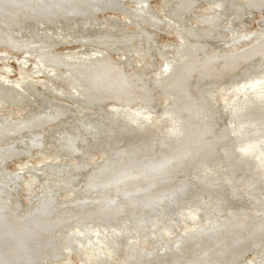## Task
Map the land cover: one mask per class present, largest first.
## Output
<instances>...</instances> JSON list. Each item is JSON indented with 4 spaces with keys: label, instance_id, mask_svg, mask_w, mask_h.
Segmentation results:
<instances>
[{
    "label": "bare ground",
    "instance_id": "6f19581e",
    "mask_svg": "<svg viewBox=\"0 0 264 264\" xmlns=\"http://www.w3.org/2000/svg\"><path fill=\"white\" fill-rule=\"evenodd\" d=\"M197 1L198 0L164 1V15L166 18H169V20H172L175 23L176 34L178 35L179 42L178 44L175 43L176 45L173 47H163V50L166 51L167 54H165V56L162 54L160 55L164 60L163 64L159 69H155L156 72L154 74V78L151 79L152 83H154L155 80L154 86H158L160 88L163 87L166 89L163 91V94L166 96L165 99L167 103L165 105V112L161 114L158 112L160 115L158 116L156 114V116L152 115V110L150 109L139 107L130 109L128 107L130 100L132 99H136L140 103H147V100L144 99H148L150 103L149 97L152 91L149 89L147 83H144L141 80V76L131 72H125L122 68V66L125 64H119V61H115L109 55L114 51L118 52L121 47L128 46L140 38L145 37L148 39V43L152 42V33L150 32V29H158L162 20L156 14L153 8H151L150 0H128L127 2L124 0H0V46L6 45L12 50L23 52L24 55H21V58H17L16 60L22 71H27L29 68L27 69L26 67L29 65L31 66L29 69V74L27 73L25 75L21 71L19 72V79L17 80L10 79L5 75V73L9 71L7 66L0 68V70L5 71L0 72V104L4 105V103L11 101L24 100V98L28 99V97H30L28 96L29 94L36 95V92L38 93L37 82L34 80H29V78L37 75H43L47 77L49 79L47 83L38 81L39 84L45 85V87L48 88L45 89L47 92L58 96V100L54 103H51V105H48L49 101L45 103V106L48 105V108H45V110L34 113L29 112V108V110L26 111L27 113L25 112L26 114L19 116L18 119H14L11 116L10 118L3 116L2 112L6 111L7 108L0 105V264H44V262H48V260H57L58 258L62 257V255H64V248L59 240V237L54 234L56 230L65 229L70 223L74 221H80V224L91 223L93 226H108L115 224L119 217L137 216L143 213L142 211L150 209L155 212H160L164 208V214H167L171 212V209H167L169 207L171 208L176 202H178L179 196L177 194L182 191H186L192 186V180H185L184 177L186 173L185 162L179 161L174 163V159H171V161H166L163 157H158L160 152L156 154V149L159 144L160 146L161 144L167 145V140L169 138H173L174 140V133H177L176 128H178L180 125L182 126V122L180 121L181 118H177L174 115L176 113L169 112V106H174L180 102V99H183L182 101H184L185 104L190 105L191 108L194 109V111L191 110L193 113L200 109L199 101L202 99L193 94L192 90L186 89V92L183 91L185 90L183 87L187 88L190 81V76L193 72L200 75L206 72V75H211L210 79H222V77L226 78L227 76H230L228 74V69H217V66H219V61L221 62L226 60L230 57V55L225 53L215 55L208 53L206 54V51L201 49L203 47L201 44V40H203V38L204 40L205 38L212 39L215 35H217V33H219L216 29L218 26L217 22L220 19L217 13L223 8L219 9L214 7V12L212 14L205 16L201 15L197 17V25L194 27L188 26L189 28L184 27V21L182 17L186 13L190 12V7H193ZM252 2H254V0H244L245 4ZM230 5H232L231 2ZM231 8L233 9L232 6ZM108 11L119 12L123 16L122 20L124 24L126 23L129 25H134L135 29L130 31L120 30L118 33L117 31L112 32V27L114 28V26H112L109 32H88L87 29L89 27H87V25L93 16L100 12ZM26 24H31L32 29H29ZM71 24H76L77 26L71 27ZM100 26L98 25V27ZM200 26L204 27V29H200ZM184 34H188L190 38L185 39L183 37ZM73 41L78 43L81 46V49H83L85 46H88L87 50L80 51L78 49L80 52L78 50H74L73 55H70V52H53V47L56 45L69 44ZM148 43L146 44L148 45ZM105 44H107V46H105ZM138 47L140 48V46ZM149 52L150 49H147L148 55ZM121 54L124 56L123 53ZM254 54L264 55V44L255 46L252 51H247L246 54L243 55L246 60V57L250 55L254 56ZM7 57L8 55L5 52L0 51V61ZM30 59L32 60L30 61ZM125 60L129 62V59L127 60V58H125ZM120 62L122 63V61ZM130 63L131 62H129V64ZM60 64H65L66 71L60 72L57 69L58 67L56 68V66H59ZM127 64L128 63H126V65ZM143 66L153 67V64L143 62ZM179 73L180 75H178ZM242 74V78H246L248 76L247 71L243 72ZM51 76L59 79L60 82L58 84L53 83L54 81L52 80V82L50 80L52 79ZM146 77L147 76H145V78ZM254 77L256 78H253L254 80L252 79L253 81H251L249 85H247V83L246 85L238 86L236 88L234 87L235 89L233 88L230 91L223 90V93L221 94L223 105H220V109L227 115V120L232 126L233 136L238 137L239 139L250 138L249 142H247V139H245V142L247 143L243 146L241 145L242 147H240L237 151L240 156L244 154L248 155L246 157L252 162V168L254 171L253 174L255 175L257 173H261V178L264 181V139H261L264 134L254 136L251 132L253 130L264 129V127H259L262 122L254 123L253 120L255 119L249 118L256 113L261 115V117L257 116L258 119L261 120L264 118V75L258 77L257 74ZM142 82L143 84H141ZM238 85H240V83ZM170 91L173 93H170ZM221 91L222 90H220V92ZM183 92L185 95L184 98H181ZM214 94H217V92L212 93V96ZM80 97H84L86 101H89V103L86 105L97 108L96 112H93L98 114L101 119H104L103 117L109 114V118H107V120L105 119L107 124L111 122V117L116 119L117 117L121 118V115H123V119L130 116V119L138 122V124L143 125V122L145 121L146 124L147 122H150L152 125L146 131L145 128L144 130L142 129L141 125H138L137 128L135 127L138 132L142 130L145 131H142L143 134L140 136L141 138L145 136V138L141 139L140 141L133 139L134 134L132 133L134 131L131 132L130 129H126L128 126H125V130H119V132L113 136L114 138L112 137L114 139L112 143L103 142L99 146V149L104 153V155H102L103 160L97 163L95 170L93 169L96 174L93 172L88 173L82 181L83 185L85 187L87 186L86 190L89 188L91 192H95V195L88 194L89 189L87 190L88 193H85V196L81 194V196L77 198L75 197L71 200H59L56 195H50L57 188V185H60V187L61 185H67V188L69 185L76 182V180L72 177V174H65L67 172V167L69 166V163L65 160L63 162L57 160L48 162L43 161L41 163V167L43 168V171L47 172V175H50V178H48L46 183L40 188L42 191L39 190L40 192H34V200L26 206V209L23 210V212H20V203L17 199L12 197V192H16L18 188V181L21 179V173H23L20 171L22 170L28 173L33 171L29 168L27 170L21 168L19 171H8L5 168L6 160L11 157L16 158L24 154L29 156L31 149L41 147L43 135L40 132V128L43 126L45 127L54 120L64 118L66 119V115L72 113L68 109H72L73 107L72 105H69L70 103L68 101L81 105L84 101H81ZM108 101H113V103L107 109L101 108V105ZM177 107L179 106H176V108ZM86 112H89V109H87ZM167 113L172 114L167 115ZM82 114L85 113L82 112ZM197 114L199 115V112ZM92 116H94V114H87V117L81 116L76 118L75 122L72 124V127L62 128L61 126H58L57 128L51 129L49 131L48 135L51 139V143L57 147V150L54 149L57 151L56 156L60 154L67 155V152L69 153L72 149H74L73 147L76 145L77 138L83 140L79 137V135L83 134L85 136V132L88 129H91L92 126L97 125V123H91L88 121V118ZM192 116L190 119V125H188L191 127V133L188 135L187 139H189L190 135H193V131L196 134V138L194 137L195 142L191 143V140L186 141L187 139H184L183 142L186 141V143L182 147L180 146L178 149L179 151L174 152L171 155H175L179 152V157H181L183 154L187 155L185 154L187 151L192 152L193 154H202L206 153L207 151H211L209 149L214 145V143L209 140V136L215 137L219 135V132H217L218 129L210 130L208 128L209 125L206 124L207 121H197L196 118H193ZM122 118L121 120H123ZM139 119L143 122H140ZM195 120L197 123H193ZM208 121H210V119ZM119 123L120 122H117V125ZM98 124H100V122ZM256 125H258L257 129L254 128ZM146 126L147 125H145V127ZM178 130L180 129L178 128ZM178 134H175L176 139L180 138ZM91 136L94 137L95 135ZM227 139H230V137H226V140ZM176 146H178V144ZM124 150L133 151L134 153L141 152L142 156L138 155L136 157L138 159L135 161L131 163L125 162L126 164L122 165V162H120L122 156L120 154ZM222 152L224 153V151ZM222 152H220V155ZM162 153L164 154V152ZM228 155L230 156V154ZM220 157L218 158L217 163L223 162ZM236 159L238 158H236L234 154L233 157L232 155L230 158L228 157L226 160L228 163L227 166H229L231 163L233 164ZM234 164H237V162ZM241 164H239V166ZM137 167H141V169L138 171ZM158 171H161V173L158 174ZM6 173L9 174L6 175ZM241 176H238V178H241ZM250 176L251 178L248 183L251 186L256 180L253 178L252 174ZM220 178L218 180L219 182ZM32 179L33 181L36 180L33 176ZM170 182H172L173 186L169 185ZM26 183L29 186L31 182L27 181ZM167 185H169V187L172 189L167 188ZM261 185H263V188H257L254 191L255 193L253 192L257 199L260 198V195H263L264 193V183ZM242 187L244 188L245 186ZM226 191H228V189ZM226 191L224 192V195ZM5 193L9 194L8 197H11L9 200L6 199L7 197ZM57 195L59 196V194ZM228 196H224L225 198H223V196L216 198L221 201V204L222 202H225V204L230 202L231 207L238 206L237 209H235L236 207L234 208L238 214L235 212V214L231 216L230 221L234 228L239 230L240 225L244 224L245 226H250L252 222L256 220H264V218H262L258 213H255V215L251 213L255 209L258 210L257 207L252 205L249 206L248 204V206L245 204L243 207H240L238 205L239 203H237L234 199H229L230 196ZM2 198L6 199L5 203L2 202ZM216 198H214L215 201ZM258 202H260V199ZM240 204L244 203L241 202ZM211 205L213 204L209 203L206 205L202 204L196 206V204L193 202L189 203L188 208L190 209L187 210L186 214L190 219H192L193 223L191 225L188 222L186 223V227L178 233L179 239L184 237L186 238V241H193V237L197 238V233H199V231L195 228L200 225V214L202 215V213H206V211L210 209ZM186 214L184 212L183 216ZM199 227L200 230L205 227L208 229L206 224L205 226ZM244 228L245 227H243V230ZM238 230L236 231L238 232ZM87 234L85 233L82 235L83 237H88ZM260 236H262V234H260ZM159 237L161 236L159 235ZM145 239L150 241V243L147 245L153 251L159 247L157 241L158 239H155L154 237H145ZM209 241L211 242V240ZM102 242L104 245V240ZM90 245L91 246L85 250L87 257L86 260L79 255L78 264H129L130 257H128L129 252L127 249H125L127 250L126 256L115 259L112 255V252H103L100 250V245L102 244ZM258 245L259 244H256V246L253 247L254 249H252L253 251L256 250L255 258L246 264H264V250H258ZM164 246H166L165 243ZM203 246H206V244ZM116 247L120 246L118 245ZM171 247L174 248L173 245ZM240 249L245 251L246 246H242ZM159 250H161L160 247ZM163 251H165V248ZM168 251H170V249H168ZM217 254L215 253L216 256ZM173 255L175 256V254ZM188 255H190L191 258V254ZM239 258H230L229 262L237 264ZM165 262L167 261L165 260ZM138 263H140V261Z\"/></svg>",
    "mask_w": 264,
    "mask_h": 264
},
{
    "label": "rangeland",
    "instance_id": "374dc122",
    "mask_svg": "<svg viewBox=\"0 0 264 264\" xmlns=\"http://www.w3.org/2000/svg\"><path fill=\"white\" fill-rule=\"evenodd\" d=\"M124 1L127 2L128 0H124ZM164 1L165 0H150L151 8H153V10L156 12V14L161 18V20L163 22V23L161 22V25L159 26L158 29H154V28L150 29V32L152 33V42L148 43L147 42L148 39L145 37L140 38L139 40L131 43L128 46L121 47L120 48L121 52L119 49L118 52L114 51V52L109 54L112 59H114L117 62L119 61V64H121V65H123V63L125 64L122 66V68L125 72H127V73L131 72V73H134L136 75L138 74L139 76H141V80L144 83H147V85L149 86V89L152 91V93L149 97L150 103H149L148 99H144V100H147V103L146 102L140 103L138 100L132 99V100H130L128 107L130 109H134L136 107L144 108V109H150V110H152V112H151L152 115L157 114L158 116L161 113H164L165 109H166L165 108V105L167 104L166 99H165L166 96H165V94H163V91H165L166 89H164L163 87L160 88L158 86H154L155 80H154V83H152L151 79L154 78V74L156 72L155 69H159L160 66L163 64L164 60L160 55L162 54L165 56V54H167V52L163 50V47H167V46L173 47L176 44H178V42H179L178 35L176 34L175 23L172 20H169V18H166L164 15V8H165L164 7L165 6ZM229 1L231 2L232 5H230ZM129 4H130V2H129ZM231 6L233 7V9L231 8ZM214 7H217L219 9L223 8L218 13L215 12L219 15V18H220L217 22L218 26L216 27V29L218 30L219 33H217V35H215V36L213 35L214 38H212V39L211 38L210 39L205 38V40H204V38H203V40H201V44L203 46L201 49H204L206 51V54L208 53V54L215 55V54L225 53V54L230 55V57L227 58L226 60L221 61V62L219 61V66H217V69H222V68L228 69L229 70L228 74L230 76H227L226 78L222 77V79L221 78L210 79L211 75H209V76H208V74L206 75L205 74L206 72L202 73L201 75L193 72L192 75L190 76V81H189L187 88L183 87V89H185L183 91L186 92V89L192 90L193 94L197 95L198 98L202 99L201 101H199L200 109L195 111V113H193L192 111H194V109L191 108L190 105L185 104L184 101H182L183 99H180V102L178 103L179 105L175 104L174 106H169L168 107V108H170L169 112L176 113L174 115L179 119L181 118L180 121L182 122V126L180 125L178 127L180 130H178V128H176L177 133H174V138H175L174 140H173V138H169L167 140V145L161 144V146H160V144H159L157 149H156V154H158V152H160L158 157H163L166 161H171V159H174L173 160L174 163L179 162V161L185 162L186 173H185L184 177H185V180H192L191 181L192 186L188 188L189 190L187 189L186 191H182L179 194H177L179 196L178 202H176L171 208L169 207L167 209V210L171 209V212L167 213V214H164V208L160 212H155L152 209H150V210L142 211L143 213H141L140 215H137V216L119 217L117 219V222H115V224L108 225V226H105V225L93 226L91 223L80 224V221H74V222L70 223L69 226L66 227L65 229L56 230L54 232V234L59 237V240H60L61 244L63 245V248H64L63 254L64 255H62V257H60L54 261H51V260H48V262L45 261L44 264H65V263L66 264H71V263L72 264H78L79 255L86 260L87 257L85 254V250H86V248H89L91 246L90 244H96V245L102 244V245H100L101 248L99 247L100 250H102L103 252H112L113 253L112 255L114 256L115 259L126 256V251L128 250V252H129L128 257H130L129 264H145V263L146 264H163V263L164 264H198V263L199 264H236V263L229 262V259L233 258V257H238V258L241 257L237 261L238 262L237 264H246L255 258L256 250L253 251L252 249H254L253 247H255L256 244H259L258 248H257L258 250H260V249L264 250V223H263L264 220L263 219L256 220V221L252 222V224L250 226H245L244 224L240 225L241 229L239 228V230H238V229L234 228L232 223L230 222L231 216L234 215L235 212H236V214H238L237 211L235 210V209H237L238 206H235L236 208L234 206L231 207L230 202L226 203V204H225V202L224 203L222 202V204H221V201H219V199L216 198L219 196H223V198H225L224 196L229 195L230 196V197L228 196L229 199H231V200L234 199L237 203H239L238 205L240 207H243L245 204L246 205L248 204L249 206L252 205V206L257 207L258 210L255 209L251 213L254 215H255V213H258L262 218H264V207H263L264 204H262V203H264V193H263V195L261 194L260 198H258V199H257V197H255V194H254L255 193L254 191L257 188H259V189L263 188V185H261V184H263L264 181L261 178V173H257L254 175L253 174L254 171L252 168L253 167L252 162L250 161L249 158H248L249 159L248 160L246 157L248 155L244 154V155L240 156L238 154V151H237V150H239L240 147H242L244 144L249 142L250 138H248V139L245 138V139H247V142H245L244 138L239 139L238 137L233 136L232 126L230 125L229 121L227 120V115L223 111H221V109H220V105H223L222 100H221V98H222L221 94L223 93V90L230 91L234 87L236 88L238 86L246 85L247 83H248L247 85H249L251 83V81L254 80L253 78H256L254 76H256L257 74H258V77H261L262 75H264V72H263V70H264V55L254 54V56L250 55V56L246 57V60L244 58V55L246 54L247 51H250V50L252 51V49L255 46L264 44V0H254V2L249 3V4H247V3L245 4L244 0H198L197 3H195V5L193 7H190V12L183 15L182 19L184 21L183 22L184 27L185 28L194 27L195 25H197V23H196L197 17H199L201 15L205 16L208 14H212L214 12L213 11ZM122 18H123V16L119 12H115V11L100 12V13L93 16V18L89 22L90 24L88 23V25H87V27H89L87 30H88V32H92V33L93 32H100V31H104V32L108 31L109 32L111 27L114 26V28L112 27V32L117 31L119 33L120 30H129L130 31V30L135 29L134 25H129L126 23L124 24ZM167 20H169V21H167ZM93 21H94V23H93ZM100 24H101V26H100ZM98 25L100 27H98ZM102 25H103V27H102ZM116 25H117V27H116ZM27 26L29 27V29H32L31 24H29ZM73 26L75 27L77 25L71 24V27H73ZM55 27H58V26H55ZM199 28L204 29V27H202V26H200ZM55 29H57V28H55ZM116 29H119V30H116ZM93 30H95V31H93ZM184 35H183V37L185 39L190 38L188 34L187 35L184 34ZM206 37H208V36H206ZM146 43H148V45ZM153 45H154V47H153ZM105 46H107V44H105ZM138 46H140V48ZM155 47H156V49H155ZM53 48H54V51H53L54 53H56V52H58V53L70 52V55H73L74 50L79 49L80 51H85V50H87L88 46H85L83 49H81V46L78 43H75L73 41L69 44H59L58 46L56 45ZM147 49H150L149 55L147 54ZM158 50H160L161 52ZM0 51H3L8 55V57H7L8 59L5 58L4 60L0 61V68H2L3 66H7L9 71L7 73H5V75L8 78L13 79V80L19 79V77H18L19 72H21L22 69H20V66L18 65L16 60H17V58L20 59L21 55H24L23 52L22 51L18 52L16 50H12L11 48H9L6 45H1ZM121 53H123L124 56ZM125 58H127V60L129 59V62H131V63L129 64V62L126 61ZM31 60L32 59H30V61ZM120 61H122V63ZM143 62L153 64V67H145V66H143ZM126 63H128L129 65L128 64L126 65ZM30 67L31 66L29 65L26 68L30 69ZM56 68L60 72L66 71L65 64H60L59 66H56ZM29 69L27 71L26 70L22 71V73L25 75L27 73L29 74V72H30ZM1 71L5 72L3 70H0V72ZM246 71H247L248 76L246 78L245 77L242 78V76H243L242 73L246 72ZM179 72H181V71H179ZM178 75H180V73ZM145 76H147V77L145 78ZM51 78L52 79H50V80L51 81L53 80L54 81V82L52 81L53 83L58 84L60 82L59 79H56L52 76H51ZM29 80H34L37 82V90H38V93L39 92L40 93L38 94L36 92V95L29 94L28 96H30V97H28V99L24 98V100L11 101L8 103H4V105L0 104L1 106H5L7 108L6 111L2 112L3 116H5L6 118H10V116H11L14 119H18L19 116L26 114L27 113L26 111H28L29 108H30L29 112L37 113L38 111L45 110V108H48L49 104L51 105V103H54L55 101L58 100V96L47 92L45 89H48V88L45 87V85H43V84L42 85L39 84V82H38V81H42V83H47V81L49 80L47 77H45L43 75H37V76H32L31 78H29ZM143 82L141 84H143ZM239 83H240V85H238ZM220 90H222V91L220 92ZM214 92H217V94H214L212 96V93H214ZM167 93L170 94L173 92L170 91V93L169 92H167ZM44 95H45V97H44ZM184 95L185 94L183 92V95L181 96V98H184ZM46 98H47V100H46ZM40 99H42V100H40ZM48 101L49 102L51 101V102L49 103ZM81 101H84L83 104H81V105L74 103V102H71V101H68L70 103V104L69 103L68 104L72 105L73 107L71 106L72 109H68L69 107L67 108L72 113L66 115V119L64 118V119L54 120L53 122H50L49 124H47L45 127L43 126L42 128H40V132L43 135L42 144H41V147H39V148L31 149V151H30L31 155L29 154V156H28V155L24 154V155H20L16 158L11 157V158L6 160L5 168L8 171H19L21 168H24L27 170L29 168L34 172V173L33 172L28 173V172L21 170L20 172H23V173H21V179L18 181V188H17L16 192H12V197L17 199L18 202L20 203V210H19L20 212H23V210L26 209V206L34 200V198H35L34 192L35 191L40 192L39 190H41L40 188L42 187V185H44L46 183V180L48 178H50V175L49 174L47 175V172L43 171V168L41 167V163L43 161L48 162V161H56L57 160V161L63 162L65 160L66 162L69 163V166L67 167V172L65 174H69V173L72 174V177L76 180V182H74L68 186L69 188L68 187L66 188L67 185L66 186L61 185V187H60V185H57V188L50 195H56L59 200H71L75 197L77 198V197L81 196V194L85 196V193H88V191H89L88 194L95 195V192H93V191L91 192V190L89 188H88L89 190L87 189L88 191L86 190L87 186L85 187L83 185L82 181L84 180V177L86 176V174L92 173V172L94 174H96L94 170L97 166V163L101 162V160H103L102 155H104V153H103V151H101L99 149V146L103 142H111L112 143L114 141L113 136H115L119 132V130L120 131L122 129L125 130V128L127 126L128 127L126 129H130L131 132L134 131L132 133V134H134L133 139H137L138 141H140L141 139L145 138V136H143L142 138L140 136H142L143 132H145L147 129H149L150 126L152 125V123L147 122V124H146L145 121L143 122L140 119H139V121L143 122V125L138 124V122H135L132 119H130V116L123 119L124 118L123 115H121V118L123 117L122 118L123 120H121L120 117H117L116 118L118 120L117 121L115 118L111 117V119H110L111 122L109 124H107L105 119L107 120V118H109V116H108L109 114L107 116L105 115L103 117L104 119H101V117L98 114L94 113V112H96L97 108H95V107L93 108V107H90V105H86L89 103V101L88 100L86 101L84 97L81 98ZM47 102H48V105L45 106V103H47ZM112 103H113V101H108V102L102 104L101 108L107 109ZM93 104H95V103H93ZM176 106H179V107L176 108ZM87 109H89V112H86ZM91 110H92V112H91ZM82 112H84L85 114H82ZM198 112H199V115L197 114ZM172 113H167V115H169V114L171 115ZM87 114L88 115L94 114V116L88 118V121L91 123L92 122L97 123V125L96 126L94 125V126H92L91 129H88L85 132V136L83 134L79 135V137L83 140H80L78 138H77L78 140L76 139V145L73 147L74 149H72L69 153L67 152L68 156L62 155V154L56 156L57 151H55V150H57V147H55L53 145V143H51V139L48 135L49 131L51 129L57 128L58 126H61L62 128L63 127L64 128L72 127V124L75 122L76 118H79L81 116L87 117ZM95 114H96V116H95ZM191 116L193 118H196L197 121H201V122L207 121L206 124L209 125L208 128L210 130L218 129L217 132H219V135H217L215 137L209 136V140L214 143V145L212 147L210 146L211 148L209 150H211V151L210 152L207 151L206 153H202V154L201 153L193 154L192 152L187 151L185 153L187 155L183 154L184 156L182 155L181 157H179V155H180L179 152L175 155H171L172 153L179 151L178 149L180 148V146L182 147L186 143V141L191 140L192 141L191 143L195 142L194 137L196 138V134L193 131H192L193 135H190L189 139H187L188 135L191 133V127L188 126V125H190ZM257 116L261 117V115H258L256 113L249 118L255 119V120H253L254 123H257V122L261 123L262 122L259 125V127H264V118L260 120V119H258ZM187 119H188V121H187ZM209 119H210V121H208ZM196 120L193 121V123H197ZM99 122H100V124H98ZM117 122H120L118 124L119 126L117 125ZM121 122H122V124H121ZM144 123H145V125H147L146 127H145ZM102 125H103V127H102ZM138 125L139 126L141 125L143 130L145 128V131L142 130L143 132L142 131L138 132V130H136ZM235 125H236V123H235ZM141 127H139V128H141ZM257 127H258V125L254 126V128H256V129H257ZM103 128H104V130H103ZM183 128H184V130H183ZM89 130H91L92 132ZM93 132H95V133H93ZM251 132H252V135L258 136L259 134H264V129L253 130ZM178 133H181V134H178ZM90 134L93 136L95 135V136L92 137ZM175 134H178L180 136V138L176 139ZM226 137H230V139L226 140ZM249 137H250V135H249ZM184 139H187V140L185 142H183ZM261 139H264V136H262ZM179 143H182V144H179ZM177 144H178V146H176ZM222 144H223V146H222ZM159 148L161 149V151ZM221 150L224 151V153ZM236 151H237V153H236ZM162 152H164V154ZM220 152H222L221 155H220ZM136 153L137 152L134 153L133 151H127V150L122 151V153L120 154L122 156V159H120V162H122V165H125L127 162L131 163V162L135 161L136 159H138L136 157L138 155H141V152H139L137 154ZM208 154L211 156H209ZM228 154H230V156ZM233 154L238 159H236L233 162V164L231 163V164H229V166H227L228 163L226 160L228 159V157L230 158L231 155L233 157ZM236 154H238V155H236ZM225 156H226V158H225ZM243 156H245V157H243ZM123 157H124V159H123ZM131 157H133L134 159ZM182 157H185V158H182ZM219 157L223 162L217 163ZM129 158H130V160H129ZM212 159H214V160H212ZM236 162H237V164H234ZM239 164H241L240 166L242 168L239 166ZM120 165H121V163H120ZM225 165L229 168H227ZM35 168H36V171H35ZM38 169H39V171H38ZM140 169H141V167L138 168L137 170L139 171ZM228 170H229V172H228ZM4 171H6V170H4ZM203 171H204V173H203ZM36 172H38V173H36ZM159 173H161V171L160 172L158 171V174ZM201 173H203V174H201ZM8 174L9 173H6V175H8ZM199 174H201V175H199ZM251 174L256 181L254 182V184H252L250 186L248 182L251 178V176H250ZM231 175H232V177H231ZM245 175H247V176H245ZM32 176L36 180L33 181ZM238 176H241V178L240 177L238 178ZM219 178H220V182L218 181ZM172 180H174V179H172ZM233 180H234V182H233ZM27 181L31 182L29 186L26 183ZM202 182L205 184H203ZM221 182L223 185L221 184ZM201 183L203 186L201 185ZM212 184H215V185H212ZM169 185L173 186L172 182H170ZM169 185H167V188H171V187H169ZM237 185H239V186H237ZM215 186L217 189L215 188ZM242 186H245L246 188L245 187L243 188ZM43 187H45V186H43ZM206 187H207V189H206ZM239 187H241V188H239ZM32 188H33V190H32ZM219 189H220V192H219ZM227 189H228V191H226ZM190 190H192V191H190ZM225 191H226V193L224 195ZM57 192H59V193H57ZM74 193H75V195H74ZM57 194H59V196ZM236 194H237V196H236ZM251 194H253V195H251ZM5 195L7 197L6 198L7 200H9L11 198V197H8L9 194L5 193ZM194 195H195V197H194ZM214 198H216V201ZM2 199H3L2 202L5 203L6 199H4V198H2ZM220 199H222V198H220ZM259 199H260V202H258ZM191 202L196 204V206L202 205V204L206 205L209 203H212L214 206L211 205L210 209L207 210L206 213H202V215L200 214V217H199L201 219L199 226H205V224H206V226H208V229H207V227H205L202 230H200L199 229L200 227L197 226L195 228L196 230L199 231V233H197L198 234L197 238L193 237V241L192 240L186 241V238H184V237H182V239H179L178 233L186 227L187 222L190 225L193 223L192 219H190L189 216L186 214L187 210L190 209L188 207H189V203H191ZM241 202L244 204H240ZM215 210H216V212H215ZM184 212L186 215L183 216ZM259 212H261V213H259ZM214 227H215V229H214ZM243 227H245L244 230H243ZM216 228L219 230L221 229V230L219 231ZM211 229H213V230H211ZM235 229L238 230V232ZM196 230H195V232H196ZM204 230H205V232H204ZM252 230H254V231H252ZM234 231H236V232H234ZM85 233L86 234L88 233L87 234L88 237H83L82 234H85ZM78 234H81V235H78ZM260 234H262V236H260ZM159 235L161 237H159ZM163 236H164V238H163ZM145 237H152V238L154 237L155 239H158L157 241H158V244H159V247L161 250H159V247L154 251L152 249H150L149 246L147 245L150 243V241L146 240ZM168 237H170V238H168ZM134 239H136V240H134ZM199 239H201V240H199ZM103 240H104V245L102 242ZM112 240H114V241H112ZM128 240H131V241H128ZM180 240H182V241H180ZM209 240H211V242ZM166 242H169V243H166ZM236 242H238V243H236ZM164 243L166 244V246H164ZM210 243L214 246H212ZM128 244H130V245H128ZM177 244L179 245L180 249H179ZM205 244H206V246H203ZM118 245L120 247H116ZM172 245L174 248L171 247ZM163 246L165 248V251H163V249H164ZM187 246L189 247V249ZM242 246H246L245 251L240 249V247H242ZM203 247H205V248H203ZM137 248H139V249H137ZM125 249H127V250H125ZM168 249H170V251H168ZM216 249H218L220 251H218ZM132 250H134V251H132ZM171 250H172V252H171ZM199 250H200V252H199ZM237 250H238V253H237ZM249 250H251V251H249ZM163 252H164V254H163ZM217 252H218V254H217ZM234 252L237 254H235ZM181 253H182V255H181ZM215 253L217 254V256L215 255ZM161 254H162V256H161ZM173 254H175V256ZM188 254H191L192 259L190 258V255H188ZM198 254L199 255L201 254V255L199 256ZM133 256H136V257H133ZM139 256H141L142 258ZM222 256H223V258H222ZM207 257H208V259H207ZM194 259H195V261H194ZM165 260L167 262H165ZM197 260H199V261H197ZM137 261L138 262L140 261V263H138ZM225 262H227V263H225Z\"/></svg>",
    "mask_w": 264,
    "mask_h": 264
}]
</instances>
